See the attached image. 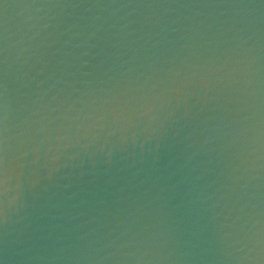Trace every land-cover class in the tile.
<instances>
[{
  "label": "water",
  "instance_id": "95a60500",
  "mask_svg": "<svg viewBox=\"0 0 264 264\" xmlns=\"http://www.w3.org/2000/svg\"><path fill=\"white\" fill-rule=\"evenodd\" d=\"M0 264H264V0H0Z\"/></svg>",
  "mask_w": 264,
  "mask_h": 264
}]
</instances>
